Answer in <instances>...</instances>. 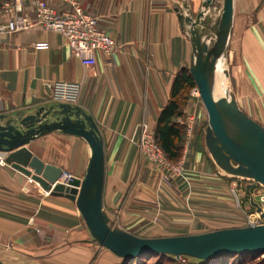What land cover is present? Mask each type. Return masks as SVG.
Listing matches in <instances>:
<instances>
[{
    "label": "crops",
    "instance_id": "crops-1",
    "mask_svg": "<svg viewBox=\"0 0 264 264\" xmlns=\"http://www.w3.org/2000/svg\"><path fill=\"white\" fill-rule=\"evenodd\" d=\"M48 1L63 6L62 0ZM204 1L81 0L83 10L96 16L118 42L115 57L98 53L94 67L73 58L59 33L43 28L0 33V115L34 114L54 104L57 83L81 84L79 106L96 120L105 145L104 210L110 221L134 235L153 229L174 231L173 236L199 234L206 232L199 214L239 217L212 211L210 201L195 197L190 184L178 185L174 204L167 195L173 186H160L158 176L133 186L128 169L136 162L130 153L136 151L141 124L146 121L156 129L175 78L190 67V27L180 21L178 9L185 16L188 11L198 15ZM186 4L189 10L184 9ZM213 7L205 19H220L221 11ZM230 54L246 84L243 111L264 127V0H234ZM70 144L79 145L74 163L47 158L45 148L68 150ZM27 148L72 176L82 179L86 173L90 147L79 137L54 132ZM207 157L217 168L211 155ZM217 173L221 180L226 178L218 169ZM119 260L93 240L74 201L49 195L10 165L0 164V264H118Z\"/></svg>",
    "mask_w": 264,
    "mask_h": 264
},
{
    "label": "water",
    "instance_id": "water-1",
    "mask_svg": "<svg viewBox=\"0 0 264 264\" xmlns=\"http://www.w3.org/2000/svg\"><path fill=\"white\" fill-rule=\"evenodd\" d=\"M217 0H205L203 11L188 15L178 9L182 23L190 27L192 56L189 72L199 88L208 114L205 144L217 167L225 174L251 180L247 190L264 187V127L243 111L235 98H215L217 66L228 53L233 30L234 0H223L214 37L208 43L205 14ZM189 10V6L184 5ZM195 17V18H194ZM79 137L90 147L84 177L77 178L61 167L46 164L28 148L50 133ZM0 154L6 164L38 184L46 193L74 201L93 240L116 255L123 264L137 257L163 254L202 261L243 253L264 254V225L220 229L199 234L143 238L110 225L103 207L106 152L94 117L80 106L54 103L27 116L0 115ZM252 206L261 207L252 200Z\"/></svg>",
    "mask_w": 264,
    "mask_h": 264
},
{
    "label": "rangeland",
    "instance_id": "rangeland-1",
    "mask_svg": "<svg viewBox=\"0 0 264 264\" xmlns=\"http://www.w3.org/2000/svg\"><path fill=\"white\" fill-rule=\"evenodd\" d=\"M222 0H218L213 9L221 11ZM206 28L203 30L209 34L208 40L214 37V31L217 28L219 19H205ZM220 62H225L227 91L230 97L241 100L240 108L243 110L245 105L242 98L246 92V84L243 80V73L236 71V59L233 55H228ZM241 77V78H240ZM241 95V99H240ZM181 105L183 110V117L178 120V123L184 127V139L181 148V153L178 159L170 160L159 147L155 138V129L150 127L149 123L144 121L140 126V133L136 139V151L131 152L130 155L135 159V164L129 165L134 182L142 181L151 177L154 179L159 177V183L170 184L171 190L167 193L168 199L174 204H177L176 192L178 185L190 184L194 195L197 198H202L210 201L212 211H221L238 214L239 217H217L212 214L198 215L199 219H204L203 231L211 232L220 229L246 227L250 221L254 219V208L250 204L249 196L246 193V188L252 183L251 180L236 178L225 174L218 167L213 166L211 160L207 157L210 153L205 146V129L208 126V114L202 103L194 94L193 90L188 91L181 96ZM144 125L148 126V134L152 137L153 147L146 149L141 141L144 133ZM67 146V143L66 145ZM60 148L61 146H57ZM64 147V146H63ZM61 150V149H60ZM46 156L49 160L61 164H72L74 159L79 156V145L70 144L68 150L62 148L59 150H50L45 148ZM206 151V152H205ZM126 154V153H124ZM4 158V157H3ZM217 169L225 175L226 178L219 177ZM161 181V182H160ZM173 183H171V182ZM31 182V180H30ZM162 184V185H163ZM163 191V190H162ZM256 201L263 198V189L257 187L252 190ZM255 201V202H256ZM264 204V203H263ZM159 210V209H157ZM216 213V212H215ZM217 214V213H216ZM231 214V215H232ZM112 227L116 226L115 222L110 221ZM148 227V226H147ZM176 232V231H175ZM136 236L143 238L156 237H171L174 231H162L159 229L153 230H137ZM173 259H158L157 257L146 258L143 264H208L203 263L197 259L190 257H183L181 260ZM120 261V260H119ZM239 258L232 257L227 259L224 264H237ZM223 262L214 263L222 264ZM264 263V254L255 255L252 264Z\"/></svg>",
    "mask_w": 264,
    "mask_h": 264
},
{
    "label": "built area",
    "instance_id": "built-area-1",
    "mask_svg": "<svg viewBox=\"0 0 264 264\" xmlns=\"http://www.w3.org/2000/svg\"><path fill=\"white\" fill-rule=\"evenodd\" d=\"M62 3L63 6L57 8L48 0H6L0 9V33L13 34L43 28L61 34L67 41L71 56L85 67L97 64L98 53L113 59L118 51V42L113 34L101 27L96 16L83 10L81 0H62ZM192 90L201 100L199 88L195 86ZM81 91V84L57 83L54 86L53 102L79 106ZM144 128L141 141L146 149H150L153 147L152 137L148 134V126L144 125ZM0 164H6L3 157H0ZM257 187L263 189L264 198V187L258 184L254 189ZM252 190L247 191L250 204L252 200L256 201ZM256 202L261 212L252 206L255 210L254 219L247 226L264 225V202L261 199ZM183 257L176 259L181 260Z\"/></svg>",
    "mask_w": 264,
    "mask_h": 264
},
{
    "label": "trees",
    "instance_id": "trees-1",
    "mask_svg": "<svg viewBox=\"0 0 264 264\" xmlns=\"http://www.w3.org/2000/svg\"><path fill=\"white\" fill-rule=\"evenodd\" d=\"M6 0H0V8ZM196 86L189 69L182 70L174 80L171 98L165 108L162 110L155 129V138L163 153L170 159L176 160L179 158L184 139V127L178 123V120L183 117L181 105V96L192 90ZM255 255L260 253H243L235 255H226L214 259L202 261L203 263L214 264L223 262L232 257L239 258L237 264H252ZM157 257L158 259H173L169 255L152 254L137 257L133 260H128L123 264H143L146 258ZM198 260V259H197ZM121 261L118 263L120 264ZM224 264V262L222 263ZM229 264V263H227ZM264 264V263H261Z\"/></svg>",
    "mask_w": 264,
    "mask_h": 264
},
{
    "label": "bare ground",
    "instance_id": "bare-ground-1",
    "mask_svg": "<svg viewBox=\"0 0 264 264\" xmlns=\"http://www.w3.org/2000/svg\"><path fill=\"white\" fill-rule=\"evenodd\" d=\"M227 66L225 62H219L217 66V71L215 75V84H214V97L217 99L219 97H222L225 95V92L227 90V78L225 76Z\"/></svg>",
    "mask_w": 264,
    "mask_h": 264
}]
</instances>
